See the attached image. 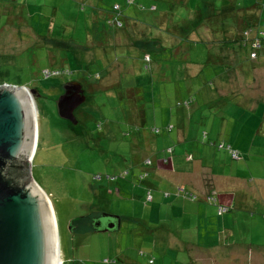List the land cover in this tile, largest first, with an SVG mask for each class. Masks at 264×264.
Instances as JSON below:
<instances>
[{
    "label": "rangeland",
    "instance_id": "obj_1",
    "mask_svg": "<svg viewBox=\"0 0 264 264\" xmlns=\"http://www.w3.org/2000/svg\"><path fill=\"white\" fill-rule=\"evenodd\" d=\"M184 1L188 2H183L185 10L181 12L185 16L188 9L192 8L188 16L192 18L196 0ZM206 1H218L220 4L221 0ZM261 1L264 3V0ZM114 2L121 6L125 4L124 0H0V86L9 82L23 87L26 91L36 86L47 97V100L43 101V98L38 99L30 94L37 131L34 132L30 158L21 156L17 160L27 165L26 171L21 173L23 182L28 185L33 183L32 181L37 182L45 198L50 200L61 264H82L79 260L85 264H105L103 258H113L116 255L115 246L122 257L127 252H130L131 256H138L139 250L152 251L150 238L144 244L136 243L133 236L136 223L129 220L131 212H144L143 201L132 202L133 193L130 191L122 196L108 194L106 191L107 187H112L114 183L124 182L127 188L130 185L135 187L132 180L135 179V174L143 170V161L147 157L153 158L155 150L160 153L165 150L164 139L168 133L161 131V134L156 135L150 131L151 125L161 126L170 121L175 123L176 116H190L192 113L189 125L191 133L200 135L199 142H195L193 147L197 151L208 147L223 160V164L214 165V170H226L231 167L232 161L238 162L229 156L226 148L218 149L217 144L223 142L225 146L230 145L241 152L237 170L239 174L246 176L245 179H254L251 187L260 183L257 179L259 176H264V104L258 107L256 105L250 111L249 105L235 103V100L238 103H250L254 100L255 104L258 91L263 93L262 53L259 54L255 50L241 53L243 50L227 49L225 45L209 47L205 52L207 49L203 46L194 48L195 42H183V52L186 54L187 51L193 50L195 58L194 63L187 62L188 75L197 74L198 69L206 66L204 61L210 53L217 55L222 64L230 65L226 74L214 76L215 84L199 74L191 88L194 96L189 104H185L183 101L188 100L190 94L187 95L184 88L175 90V82H170L171 68H165L167 51L162 49L159 53L156 50H148L161 58L152 63L153 71H145L142 66L143 47L159 44L158 39L155 38L152 42L141 41L143 47L120 49L111 54L108 52L104 59L99 56L103 43L95 37L89 19L101 18L105 12L111 10ZM158 7L164 10L167 5L159 3ZM142 14L145 17L144 11ZM262 17L264 18V10ZM143 20L150 21L146 18ZM168 20L169 18H166V21ZM152 28H156V25L151 22L148 27L136 25L130 30L134 36L144 39L151 37ZM127 35L122 31L116 41L124 44ZM193 36L196 37L195 34ZM214 38L212 37L210 42L218 44L219 40ZM178 40L176 38V42ZM87 45L96 46V49L88 50ZM261 51L263 52L264 48ZM127 60L129 64L135 65L137 70L136 77L130 74L126 78L138 79L139 74L151 76L152 83L149 86L143 81L138 89L137 86L129 87L122 80L121 85L114 86L111 91L88 89L86 83H93L96 73H100L102 77L99 79L100 84L116 82L118 78L112 69L117 70L115 66L126 63ZM103 61L114 64L110 66L109 75L105 65H101ZM175 63L178 67L183 61L178 60ZM160 66L163 68L160 69ZM222 66L219 65L218 69ZM69 67L75 70L70 77H65L59 70L55 74L54 71L46 70V75L50 76L42 75L44 69ZM71 80L79 82L85 94L84 102L74 110L77 120L75 125L67 120H55L52 114L43 109L44 104L49 103L50 99H56L65 90L64 84ZM134 82L137 85L138 81ZM76 86L74 84L67 87L70 91ZM92 86L96 87V84ZM229 91L230 96H222L219 100L221 104L209 97V94L215 92L226 94ZM261 102L264 103V99ZM133 105L144 107L143 114L148 128V137L144 142L142 128L135 125L129 127L126 121L133 118L129 114H136ZM98 124H101V127ZM129 128L134 133H139L141 139L137 136L125 138L123 135ZM203 132L207 133L206 137H203ZM156 141L159 143L157 148ZM133 142H143L144 145L139 144L142 149L133 151ZM151 145L153 148L150 150ZM183 145L176 143L175 146ZM112 162L118 166L114 164L111 168ZM125 167L130 170L129 176L110 184L106 176ZM61 179L65 184H62ZM85 213L90 216L81 220H88L89 224L99 213L119 214L122 217L121 228L112 233L87 232L89 224L76 221L79 228L75 230L74 223L69 224L70 220ZM190 235L191 233H182V236Z\"/></svg>",
    "mask_w": 264,
    "mask_h": 264
},
{
    "label": "crops",
    "instance_id": "obj_2",
    "mask_svg": "<svg viewBox=\"0 0 264 264\" xmlns=\"http://www.w3.org/2000/svg\"><path fill=\"white\" fill-rule=\"evenodd\" d=\"M262 55L264 56V51ZM206 66L198 69L197 74H187L185 81H182L183 76L173 77L174 70H171L173 74L170 73L169 79L170 82H175L174 89L180 91L184 88L187 95L192 94V85L197 81L202 68L209 72V77L212 75L209 82L215 84L214 76L219 65L211 64L208 71ZM184 68L187 69L178 67L179 73ZM262 90L263 93L258 91L255 104L254 100L250 103H238L235 100V103L249 105V110L252 111L256 105L258 107L264 104L261 102L264 99V88ZM230 94V91L226 94L215 92L209 94V97L219 101L222 96L228 97ZM219 103L221 104L220 101ZM191 117L192 113L190 116L178 115L175 123L170 121L174 127L166 135L164 144H184L176 147L177 154L173 156L171 169L157 161L155 166L148 168L146 184L135 187L130 185L127 188L122 182L118 189L115 183L109 194L122 196L120 191H130L133 193L132 202L143 201L144 212H131L129 220L136 223L133 236L139 243L144 244L148 238L151 239L152 251L155 252L153 264H264V176H259L257 179L260 183L251 187L254 179H245L246 176L238 173L239 159L238 162L232 161L231 167L226 170H214V165L223 164V160L208 147H203L200 151L193 147L195 142H199L200 135L191 133ZM262 121L264 123V118ZM141 134L145 141L148 135L143 132ZM137 138H141V135ZM177 187L191 191L199 200L192 201L177 196ZM148 191L151 193H147ZM165 191L169 192L168 195L164 194ZM208 193L217 199V203L224 205L225 209L228 207L225 213L218 214L216 206L206 201ZM148 195L151 196L146 199ZM111 214L119 217L120 229L122 217ZM249 219L259 223L252 224ZM183 232L191 235L182 236ZM115 253L113 257L118 260L115 264H150L148 258L140 254H123L122 257L117 246ZM79 261L85 264L82 260Z\"/></svg>",
    "mask_w": 264,
    "mask_h": 264
},
{
    "label": "trees",
    "instance_id": "obj_3",
    "mask_svg": "<svg viewBox=\"0 0 264 264\" xmlns=\"http://www.w3.org/2000/svg\"><path fill=\"white\" fill-rule=\"evenodd\" d=\"M195 1V0H194ZM148 2V3H147ZM187 4L184 0H124V5L121 6L118 2H114L111 6V10L108 12H105L104 15L101 18H90L91 27L94 31V35L96 38H99L100 41L103 43L102 48L100 49L99 56L104 59L107 56V53L110 52L113 53L119 51L120 49L123 50H130L132 47H143L141 45V41L145 42V40H148V42H152L153 40L158 39L159 44H154L151 47L145 48L143 47V56H142V66L145 69V71H150L152 67V63L155 61H158L161 57L158 54H155V52H149L148 50H156L160 53V50L167 51V57L165 62V68L174 70L173 77L176 76H183L182 81H185L187 79V69L184 68L181 73H179L178 67H186L188 64L187 62H195L193 50L187 51L186 54L183 52L184 50V44L183 42H195V45H193L194 48H201L202 46L206 48L208 51L209 47H216L225 45L227 49L233 48L235 51L243 50L241 53H246V51H258L259 54L262 53L261 49L264 48V18L262 17L263 10H264V3L261 0H221L220 4L213 1H202V0H196V3H194L193 6V17L188 18L189 12L192 10V8H189L185 16L181 11L185 10L184 4ZM159 3L161 5H167V7L164 10H161V8L158 7ZM181 8V10H180ZM144 11L145 17H143L142 12ZM149 19L154 25H156V28H152V31L150 32L149 38L141 39L134 36L131 32V27L136 25H145L148 27V25L151 23L150 21L143 20V19ZM166 18H169L168 21H166ZM92 20V21H91ZM148 25H147V24ZM150 28L148 29V31ZM122 31H125L127 35V41L124 44H120L116 41L118 40V34H122ZM160 32L162 34L160 35ZM193 34H195V38H193ZM160 35V36H159ZM212 37H215V40H219L218 44H213L210 42L212 40ZM156 38V39H155ZM169 38V39H168ZM176 38L179 40L176 42ZM221 41V43H220ZM166 44L165 46H162V44ZM236 43V44H234ZM99 47V46H98ZM164 47V48H163ZM189 47V46H188ZM114 48V49H113ZM191 48V45L190 47ZM87 49H96V46H90L87 45ZM261 52H260V51ZM199 51V50H198ZM208 54V53H206ZM255 55V54H254ZM245 56V54H244ZM181 60L183 61L182 65L178 66L176 65L175 61ZM264 60V58H263ZM205 69L208 71L211 63H214V65H223L220 67V69L216 70L215 75L218 74H226L228 68L230 67L229 64H222L221 59L215 54L210 53L206 56L205 59ZM113 62H110V64H107L106 61H103L101 65H105L106 70H108L107 75L111 72V64ZM129 60L126 61V63L118 64L117 70L114 68L112 71H114L117 75V81L116 82H108L100 84V80L102 77H100V73L95 74V80L93 83H86V86L90 91H93L94 89L97 90H103V91H111L114 86L121 85L122 80L126 82V85L129 87L137 86L139 89L141 83L144 81V83H147L149 86L152 83L151 76H142L139 74L138 79L130 77L129 79L126 78L127 75L132 74L135 75L136 73V66L133 64H129ZM114 65V64H112ZM209 65V66H208ZM108 67V68H107ZM163 66H161V69ZM218 68V67H217ZM101 69H104L101 67ZM48 70L50 72L54 71V74L56 71L63 72L65 77H70L75 70L71 67L69 68H61V69H44L42 71L43 77H48L50 75H46L45 71ZM203 77L207 78L209 82V72H206L202 68V72L200 73ZM106 75V76H107ZM119 75V76H118ZM225 76V75H224ZM136 77V75H135ZM126 78V81H125ZM138 81L137 85L134 81ZM73 81V80H71ZM79 81V80H78ZM106 82V79L104 80ZM119 82V83H118ZM8 84H11L7 82ZM92 86V85H95ZM12 85V84H11ZM36 87V86H34ZM38 88V87H36ZM194 96V94H190L188 96V100L183 101L185 104L190 103V99ZM181 102V101H180ZM134 109L136 110V114H129L133 116L131 120H126L129 127L136 126L137 128H142L143 134L146 133L148 135V128L146 124V119L144 118V107H136L134 106ZM150 107V106H149ZM128 115V116H129ZM136 116V117H135ZM99 127H101V124H98ZM150 131L156 135L161 134V131L163 133H170L174 127L173 123L166 122V124H154L149 126ZM141 132V133H142ZM139 133H134L130 128L126 131V133L123 135L125 138H131L133 136L138 137ZM207 133L203 132V137H206ZM103 136V135H102ZM143 137V135H142ZM141 138H139L140 140ZM134 141V139H133ZM144 142V139H143ZM142 143H139L141 145H144ZM137 142H133L131 144L133 151H138L139 149H142L141 146ZM159 145L158 141L155 143V148H157ZM176 144L174 145H165L163 148L165 149L163 152H158V150H155L153 153V158L147 157L143 161L144 166L143 170H140L138 174H135V179H133V185H143L146 184V180L148 178V168L155 166V163L158 161V163H161L162 165H166L168 169H171L173 156L177 154L176 152ZM218 149L226 148L228 151L229 156L233 160H238L241 158V152L239 150H236L232 148L230 145L225 146L223 142L217 144ZM138 148V149H137ZM153 148L151 145L150 150ZM232 153H234L232 155ZM161 154V156H159ZM152 156V155H151ZM191 155H187L189 157ZM235 156V158L233 157ZM51 157V156H50ZM59 162V160H57ZM109 164V163H106ZM115 162H112L111 168L114 167ZM117 165V164H115ZM118 166V165H117ZM147 168V171L145 170ZM130 174V170L128 167H125L123 169H120L118 172H115L114 174H108L106 176L109 183L117 182L118 179L122 178L126 179ZM62 178V177H61ZM62 184H65L61 179ZM115 184V183H114ZM209 184V183H208ZM117 188H120V184L116 183ZM117 188H115L117 190ZM125 188V187H124ZM114 189V190H115ZM126 189V188H125ZM107 193L113 191V187H107L106 189ZM127 191H120V194H125ZM147 193H151L148 191ZM168 191H165L164 194L168 195ZM175 194L177 196H183L188 199H191L192 201L199 200L196 195L191 193V191L182 188L177 187L175 190ZM151 195L146 196V199L149 198ZM206 201L208 203H211L216 206L218 214H223L226 212V210L222 211L221 208H224L225 206L222 204L217 203V199L211 194L208 193L206 196ZM90 214H81L79 216L72 217V220L75 222L76 220H81L85 217H89ZM93 216V215H91ZM71 221V222H73ZM249 222L254 224L253 219H249ZM89 230V229H88ZM95 231V230H94ZM140 237V235H138ZM136 243L138 242V239L136 240ZM140 255L148 258L150 264H153L154 261V255L155 252L153 251H143L139 250ZM130 254V252L125 253V255ZM103 263L105 264H115L118 260L116 257L110 258L105 257L103 258ZM120 261V260H119Z\"/></svg>",
    "mask_w": 264,
    "mask_h": 264
},
{
    "label": "water",
    "instance_id": "obj_4",
    "mask_svg": "<svg viewBox=\"0 0 264 264\" xmlns=\"http://www.w3.org/2000/svg\"><path fill=\"white\" fill-rule=\"evenodd\" d=\"M74 84L76 88L69 91L67 86ZM63 88L43 109L55 120L75 125L74 110L84 102L85 94L74 80ZM30 94L47 100L36 87L26 91L11 84L0 86V264H53L54 246L47 225L50 216L41 197L43 193L37 182H23L21 173L27 165L17 160L28 157L33 150L35 130ZM39 109L42 112L41 106ZM119 222L116 215L99 213L92 226L96 232H114L119 229Z\"/></svg>",
    "mask_w": 264,
    "mask_h": 264
},
{
    "label": "bare ground",
    "instance_id": "obj_5",
    "mask_svg": "<svg viewBox=\"0 0 264 264\" xmlns=\"http://www.w3.org/2000/svg\"><path fill=\"white\" fill-rule=\"evenodd\" d=\"M35 112V111H34ZM37 114V113H36ZM34 117V115H33ZM34 121V119H33ZM34 130L35 133L37 131V124H36V119H35V123H34ZM36 136V135H35ZM28 158H30V155L28 156ZM36 191V189H35ZM42 194V192H41ZM43 197L44 201L46 202V209L49 211V216H50V220L49 223L47 224L49 226V235L51 236V243L54 246V257H53V264H61V259H60V252H59V247H58V239H57V233H56V225H55V218H54V214H53V210L50 204V200H47L45 198V196H41Z\"/></svg>",
    "mask_w": 264,
    "mask_h": 264
},
{
    "label": "flooded vegetation",
    "instance_id": "obj_6",
    "mask_svg": "<svg viewBox=\"0 0 264 264\" xmlns=\"http://www.w3.org/2000/svg\"><path fill=\"white\" fill-rule=\"evenodd\" d=\"M85 218H86V217H85ZM83 219H84V218H83ZM72 221H73V220H72ZM76 221H77V222H86V223H85L86 225L89 224V221H88V220H87V221H85V220H79V221L76 220ZM76 221H75V222H74V221L71 222V224L74 223L73 227H74L75 230H77V229L79 228V226L76 225ZM92 221H93V220H92ZM92 221H91V223L88 225L87 230L90 229L91 231H94V228H93V226H92ZM95 232H96V231H95Z\"/></svg>",
    "mask_w": 264,
    "mask_h": 264
},
{
    "label": "built area",
    "instance_id": "obj_7",
    "mask_svg": "<svg viewBox=\"0 0 264 264\" xmlns=\"http://www.w3.org/2000/svg\"><path fill=\"white\" fill-rule=\"evenodd\" d=\"M234 153H232V155H233ZM234 158H235V156H233ZM222 211H224L225 209H221Z\"/></svg>",
    "mask_w": 264,
    "mask_h": 264
}]
</instances>
